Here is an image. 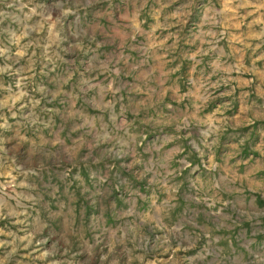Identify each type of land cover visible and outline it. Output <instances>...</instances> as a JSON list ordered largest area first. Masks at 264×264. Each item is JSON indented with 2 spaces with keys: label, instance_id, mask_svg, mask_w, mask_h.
<instances>
[{
  "label": "rangeland",
  "instance_id": "374dc122",
  "mask_svg": "<svg viewBox=\"0 0 264 264\" xmlns=\"http://www.w3.org/2000/svg\"><path fill=\"white\" fill-rule=\"evenodd\" d=\"M0 264H264V0H0Z\"/></svg>",
  "mask_w": 264,
  "mask_h": 264
}]
</instances>
